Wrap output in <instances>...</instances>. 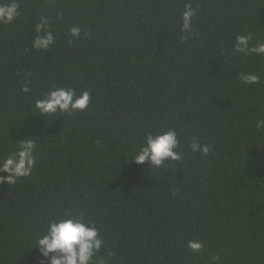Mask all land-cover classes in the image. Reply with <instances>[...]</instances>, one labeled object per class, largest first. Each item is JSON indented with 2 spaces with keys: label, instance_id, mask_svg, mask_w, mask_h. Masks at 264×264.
Returning a JSON list of instances; mask_svg holds the SVG:
<instances>
[{
  "label": "trees",
  "instance_id": "obj_1",
  "mask_svg": "<svg viewBox=\"0 0 264 264\" xmlns=\"http://www.w3.org/2000/svg\"><path fill=\"white\" fill-rule=\"evenodd\" d=\"M16 2L0 23V159L26 138L37 159L28 177L0 182V264H47L34 244L65 213L97 227L103 264H264V55L234 51L237 35L264 43V0ZM41 18L47 50L32 47ZM53 88L90 103L37 113ZM167 130L179 161H132Z\"/></svg>",
  "mask_w": 264,
  "mask_h": 264
},
{
  "label": "clouds",
  "instance_id": "obj_2",
  "mask_svg": "<svg viewBox=\"0 0 264 264\" xmlns=\"http://www.w3.org/2000/svg\"><path fill=\"white\" fill-rule=\"evenodd\" d=\"M19 4L16 0L9 3L0 2V23H11L19 15ZM195 14L191 5H185L182 15L181 30L189 32L192 26V17ZM48 21L41 18L40 23L35 25L38 35L32 41V47L37 50H47L54 43V37L47 28ZM81 29L78 26L69 29L73 38H79ZM250 36L237 35L234 51L248 55H264V43L250 46ZM245 84L255 83L258 76L255 74H243L240 77ZM28 92L27 86L23 89ZM91 97L87 91L79 96L71 88L50 89L43 99L35 101L37 113L48 116L58 113H71L85 110ZM264 125V121L258 123V127ZM16 151L9 153L0 159V182L8 185L15 184L19 178L28 177L35 166V139H20ZM179 145L177 134L174 130H167L162 134L151 133L144 137V143L136 153L133 162L147 164L154 168H161L166 161H179L181 155L176 151ZM190 147L192 150L208 154L210 146L201 145L195 138ZM103 240L100 238L98 229L82 216L65 213L63 218H57L48 222L47 230L36 239L34 246L47 264H103V261H94L93 258L101 250ZM193 251H199L202 245L199 242H189ZM43 264V261H42Z\"/></svg>",
  "mask_w": 264,
  "mask_h": 264
}]
</instances>
